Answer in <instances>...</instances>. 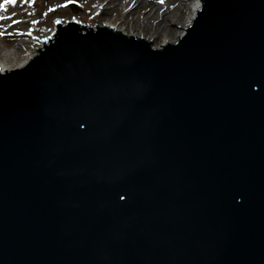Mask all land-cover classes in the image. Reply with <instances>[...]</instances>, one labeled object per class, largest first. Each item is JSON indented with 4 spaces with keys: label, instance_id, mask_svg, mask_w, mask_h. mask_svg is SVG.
<instances>
[{
    "label": "water",
    "instance_id": "95a60500",
    "mask_svg": "<svg viewBox=\"0 0 264 264\" xmlns=\"http://www.w3.org/2000/svg\"><path fill=\"white\" fill-rule=\"evenodd\" d=\"M203 1L0 74V264H264V0Z\"/></svg>",
    "mask_w": 264,
    "mask_h": 264
},
{
    "label": "bare ground",
    "instance_id": "6f19581e",
    "mask_svg": "<svg viewBox=\"0 0 264 264\" xmlns=\"http://www.w3.org/2000/svg\"><path fill=\"white\" fill-rule=\"evenodd\" d=\"M55 1L57 3L52 6L55 11H60L62 8L58 7L59 0H49L50 3ZM63 1L67 4L65 8L77 9L83 0H61V2ZM84 2L92 5V7L86 6L90 11L82 13L81 11H64L62 9L58 15L54 14L56 12H52L51 16H59L55 25L68 22L85 25V31L80 30V35L85 34L88 27L92 32H97L96 26L98 28L105 27L111 29L112 33L121 32L124 36L145 39L152 50L159 51L163 50L167 44L171 46L179 44L186 35V29L194 25V21L198 17V10H202L205 4L203 0H163V2L161 0H84ZM3 3L5 0H0V4ZM6 4L7 13L11 16L0 18L1 75H5V71L12 72L14 69L27 67L32 61V56L36 57V51L40 48V51L45 50L42 48L43 42L56 35L55 27L49 32L45 30L41 35L37 34L39 28H36L35 22L38 24L40 21L28 19L29 15H36L35 8L29 5L28 0H17L15 4ZM44 11L46 12V8ZM177 18L182 23H179ZM175 23H179L180 29H174ZM75 33L78 34L79 30H76ZM56 38L59 36L56 35ZM157 39H161L158 41L159 44L155 43ZM50 41L54 42V39ZM36 45L38 47L32 50L31 47ZM48 46L49 42H45L44 47ZM10 48L13 50H9Z\"/></svg>",
    "mask_w": 264,
    "mask_h": 264
},
{
    "label": "rangeland",
    "instance_id": "374dc122",
    "mask_svg": "<svg viewBox=\"0 0 264 264\" xmlns=\"http://www.w3.org/2000/svg\"><path fill=\"white\" fill-rule=\"evenodd\" d=\"M28 1L30 2L31 7L35 8V12H36V15H33V16L29 15L28 19L29 20L37 19L40 21V23L37 24V27L39 28V30L37 31L38 35H41L43 33V31H45V30L47 32H49L50 29L54 30L55 21H57L59 19L58 18L59 16H51L52 12H56L54 14L58 15L60 13V11L63 9L64 11H81L83 13L84 11H90V9L87 8L86 6L92 7V5L86 4L83 0L81 2L80 7H78L77 9L65 8V7H67V4L64 3V1L61 2V0H59L58 2H60V4H58V7L62 8V9L60 11H55V8L52 5L57 3V1L52 2V3H50L49 0H28ZM78 1H80V0H78ZM45 8H46V12L44 11ZM178 22H179V19H178ZM179 23H182V21H180ZM179 23H177V24L175 23L173 25L175 30L180 29L178 26ZM158 41H161V39L155 40V43L159 44ZM35 47L37 48L38 45L31 47V49L33 50V49H35ZM6 50H8V49H6ZM9 50H13V49L10 48Z\"/></svg>",
    "mask_w": 264,
    "mask_h": 264
},
{
    "label": "snow or ice",
    "instance_id": "6c2138e0",
    "mask_svg": "<svg viewBox=\"0 0 264 264\" xmlns=\"http://www.w3.org/2000/svg\"><path fill=\"white\" fill-rule=\"evenodd\" d=\"M17 2V0H5V3H13L15 4ZM161 2H163V0H161Z\"/></svg>",
    "mask_w": 264,
    "mask_h": 264
}]
</instances>
